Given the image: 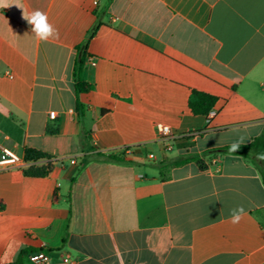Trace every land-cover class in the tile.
<instances>
[{
    "label": "crops",
    "instance_id": "0c3cea01",
    "mask_svg": "<svg viewBox=\"0 0 264 264\" xmlns=\"http://www.w3.org/2000/svg\"><path fill=\"white\" fill-rule=\"evenodd\" d=\"M5 4L0 144L47 153L53 169L0 172V264L27 248L52 264H264L260 172L220 152L264 131V0ZM35 10L58 39L35 37L23 18ZM84 53L93 89L78 96ZM193 90L218 98L208 115L192 112ZM158 123L173 137L159 139ZM190 155L198 160L165 167Z\"/></svg>",
    "mask_w": 264,
    "mask_h": 264
},
{
    "label": "trees",
    "instance_id": "16d2710c",
    "mask_svg": "<svg viewBox=\"0 0 264 264\" xmlns=\"http://www.w3.org/2000/svg\"><path fill=\"white\" fill-rule=\"evenodd\" d=\"M96 30H94L89 38L95 35ZM86 53H84L81 58L76 61L74 68V79H75V90L78 96L87 93L93 89V86L87 84L83 79V71L85 66ZM218 98L197 90H193L189 100V106L195 115H208L209 112L214 108ZM76 109L80 118L85 115L86 106L78 99L76 104ZM230 146L222 148L220 152L230 153L235 155L243 156L249 159L258 168L263 184H264V131L262 134L253 139L249 144H240V147L235 152L229 151ZM25 161L31 163L27 168H24L23 172L25 176L28 177H46L52 172V156L33 148H25ZM111 159H119L115 156H110ZM197 156H186L183 158L173 159L167 163L165 167H174L186 164L190 161H197ZM4 206H0V210H3ZM39 251L35 248H27L23 250L19 258L12 263L8 264H23L24 258L29 256V254Z\"/></svg>",
    "mask_w": 264,
    "mask_h": 264
},
{
    "label": "built area",
    "instance_id": "2783aa9c",
    "mask_svg": "<svg viewBox=\"0 0 264 264\" xmlns=\"http://www.w3.org/2000/svg\"><path fill=\"white\" fill-rule=\"evenodd\" d=\"M51 119H56L57 113L51 112L49 114ZM156 132L159 139H169L173 137V132L170 126L158 123L156 125ZM153 156H151L152 158ZM31 163L25 161L24 156L19 155L15 150L5 145L0 144V172H5L11 169L27 168ZM29 260L34 264H52V258L48 251L40 249L28 256ZM64 262H70L69 257L64 259Z\"/></svg>",
    "mask_w": 264,
    "mask_h": 264
},
{
    "label": "clouds",
    "instance_id": "9594fccd",
    "mask_svg": "<svg viewBox=\"0 0 264 264\" xmlns=\"http://www.w3.org/2000/svg\"><path fill=\"white\" fill-rule=\"evenodd\" d=\"M0 6H6L5 0H0ZM23 18L29 25L32 26L31 31L35 34V37L38 40L48 41L49 39L59 38V31L51 23H49L48 16L44 12L35 10L27 16H23ZM239 147V143H233L230 146L229 151L235 152L239 149ZM245 214L243 206L231 209L230 222L233 225L239 224Z\"/></svg>",
    "mask_w": 264,
    "mask_h": 264
}]
</instances>
